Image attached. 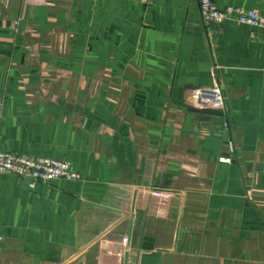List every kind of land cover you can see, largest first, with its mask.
<instances>
[{"label": "crops", "instance_id": "crops-1", "mask_svg": "<svg viewBox=\"0 0 264 264\" xmlns=\"http://www.w3.org/2000/svg\"><path fill=\"white\" fill-rule=\"evenodd\" d=\"M214 84L224 114L185 130L181 97ZM0 97L1 149L80 174L0 172V264H264V27L198 0H0Z\"/></svg>", "mask_w": 264, "mask_h": 264}, {"label": "built area", "instance_id": "built-area-1", "mask_svg": "<svg viewBox=\"0 0 264 264\" xmlns=\"http://www.w3.org/2000/svg\"><path fill=\"white\" fill-rule=\"evenodd\" d=\"M199 12L206 23H222L232 20L241 24L264 27V15L254 8L227 5L220 8L215 0H198ZM203 104L205 106H221L219 86L214 84L210 91L206 92ZM3 100L0 97V109ZM230 129L229 123L224 122L223 132ZM230 149L233 141L227 140ZM228 159V158H226ZM0 172H11L20 177L28 178L29 185L34 186L38 182H49L54 179L63 178L68 180L80 179V174L72 169L68 160L57 159L50 156L31 157L25 154L8 152L0 147Z\"/></svg>", "mask_w": 264, "mask_h": 264}, {"label": "water", "instance_id": "water-1", "mask_svg": "<svg viewBox=\"0 0 264 264\" xmlns=\"http://www.w3.org/2000/svg\"><path fill=\"white\" fill-rule=\"evenodd\" d=\"M199 86L187 84L183 87L185 88H198ZM204 95H208L206 92H204ZM181 104L186 108L187 114L184 121V129L185 130H193L192 121L196 118L202 119L204 115L206 114H213V115H223L224 114V108L221 106H205L203 104V101L199 102H187L184 100V96L181 97ZM196 130V128H195Z\"/></svg>", "mask_w": 264, "mask_h": 264}, {"label": "rangeland", "instance_id": "rangeland-1", "mask_svg": "<svg viewBox=\"0 0 264 264\" xmlns=\"http://www.w3.org/2000/svg\"><path fill=\"white\" fill-rule=\"evenodd\" d=\"M51 157V156H50Z\"/></svg>", "mask_w": 264, "mask_h": 264}]
</instances>
